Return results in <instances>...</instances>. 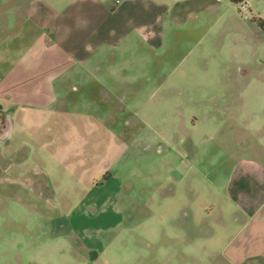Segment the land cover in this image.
I'll return each mask as SVG.
<instances>
[{
  "label": "rangeland",
  "instance_id": "obj_1",
  "mask_svg": "<svg viewBox=\"0 0 264 264\" xmlns=\"http://www.w3.org/2000/svg\"><path fill=\"white\" fill-rule=\"evenodd\" d=\"M242 1L144 0L154 42L131 32L109 67L67 90L62 118L14 122L0 138V264H156L171 252L156 244L173 241L260 258L264 225L223 198L252 138L206 121L224 99H253L264 115V30L252 21L264 0ZM237 258L221 263L252 264Z\"/></svg>",
  "mask_w": 264,
  "mask_h": 264
},
{
  "label": "crops",
  "instance_id": "obj_2",
  "mask_svg": "<svg viewBox=\"0 0 264 264\" xmlns=\"http://www.w3.org/2000/svg\"><path fill=\"white\" fill-rule=\"evenodd\" d=\"M116 1L111 6L106 0H0L2 140L12 136L15 121H28L40 127L45 120H58L66 115L67 90L76 91L78 88L74 82L77 79H83L86 74L96 77V73L109 67L103 62L109 60L112 50L131 32L134 31L135 37L143 41L147 38L154 42L157 35L154 29L147 28L149 6L144 0ZM252 1L246 0L248 8ZM155 9L159 10L154 17L157 21L166 6L158 3ZM173 18L178 22L186 21V17L174 15ZM108 71H113V68H108ZM210 105L213 111V105L216 106L213 100ZM253 105V99H224L219 107V116H207L206 121L212 131L216 129L217 134L225 133L226 138L234 136L238 143L243 136L252 138L253 145L247 146L248 142L245 151L251 152L253 157L237 158L226 180L223 198L238 215L257 218L256 222L264 225V115L253 112ZM217 120L220 125L214 127ZM27 132L32 136L36 134ZM214 134L211 133L210 138ZM256 244H252L253 247ZM214 245L217 243L213 241L201 244L158 242L156 248L171 252L166 258L158 257L154 262L222 264V261L234 262L238 257L241 261H252V264H264V253L260 258L246 259L245 245L230 247L227 255L228 243H225L220 246L221 258L213 251L218 249ZM199 249L203 251L198 252Z\"/></svg>",
  "mask_w": 264,
  "mask_h": 264
},
{
  "label": "trees",
  "instance_id": "obj_3",
  "mask_svg": "<svg viewBox=\"0 0 264 264\" xmlns=\"http://www.w3.org/2000/svg\"><path fill=\"white\" fill-rule=\"evenodd\" d=\"M252 20L256 21L257 24L264 30V20L257 16H252Z\"/></svg>",
  "mask_w": 264,
  "mask_h": 264
},
{
  "label": "built area",
  "instance_id": "obj_4",
  "mask_svg": "<svg viewBox=\"0 0 264 264\" xmlns=\"http://www.w3.org/2000/svg\"><path fill=\"white\" fill-rule=\"evenodd\" d=\"M246 8H247V4L245 2H241L240 9H246Z\"/></svg>",
  "mask_w": 264,
  "mask_h": 264
}]
</instances>
